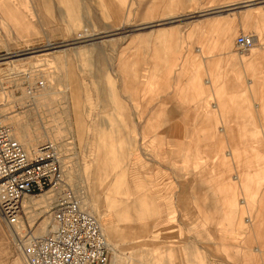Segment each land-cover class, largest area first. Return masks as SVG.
<instances>
[{
	"label": "rangeland",
	"instance_id": "obj_1",
	"mask_svg": "<svg viewBox=\"0 0 264 264\" xmlns=\"http://www.w3.org/2000/svg\"><path fill=\"white\" fill-rule=\"evenodd\" d=\"M240 33L256 35L253 50L240 54ZM263 35L264 0H0V123L27 149L57 146L64 180L88 211L99 201L103 223L123 224L117 211L131 210L138 261L264 264V243L247 237L264 205V134L254 133L264 110L237 82ZM142 195L154 212L141 213ZM46 197L25 203L35 234L46 219L51 227ZM14 238L0 221V264H23Z\"/></svg>",
	"mask_w": 264,
	"mask_h": 264
},
{
	"label": "built area",
	"instance_id": "obj_2",
	"mask_svg": "<svg viewBox=\"0 0 264 264\" xmlns=\"http://www.w3.org/2000/svg\"><path fill=\"white\" fill-rule=\"evenodd\" d=\"M256 42L251 33H240L235 39L241 52ZM44 194L53 198L51 227L43 236L33 237L34 222L26 213L24 199ZM0 221L10 233L16 231L14 241L23 264H110L100 222L64 180L57 146L50 142L27 149L15 138L13 127L2 123Z\"/></svg>",
	"mask_w": 264,
	"mask_h": 264
},
{
	"label": "crops",
	"instance_id": "obj_3",
	"mask_svg": "<svg viewBox=\"0 0 264 264\" xmlns=\"http://www.w3.org/2000/svg\"><path fill=\"white\" fill-rule=\"evenodd\" d=\"M264 37V35H263ZM218 47V46H217ZM220 49V47H218ZM221 50V49H220ZM222 51H226L227 54L230 53L229 48H224ZM199 52H201V49H199ZM261 59H264V51L257 53L253 58H251L250 60H248L244 65H243V70H241L239 72V74L237 75V82L238 83H242L241 81H243L242 79L245 77V81L246 84L243 85V87L245 85H247L249 87V89H242L241 95H243V98L247 101H251V106L253 108H261L262 110H264V86L263 89L259 90L258 86L260 85L259 83V79H261L263 76H260L259 73V69L261 72V66L258 65V63L260 64ZM240 76L242 78H240ZM193 77H199L198 74L196 73L195 75L192 76ZM209 79V80H208ZM208 79H206V83L208 85H210V87L214 86V78L211 74L208 75ZM213 89V88H212ZM211 89V90H212ZM220 91L219 94L221 93H226V89L223 88ZM243 93V94H242ZM246 93V94H245ZM214 97L217 98L218 94L217 93H213ZM217 94V95H216ZM245 94V95H244ZM262 101L263 104L260 105L258 104L257 101ZM221 101H224V99H221ZM212 107H215L216 109L220 110V111H224L227 108V105L225 104H214L212 105ZM224 132H226V134H231V131H229L228 129H224ZM168 132L170 135H172L173 133H175L176 131L174 129H171ZM254 133H262L264 134V129L259 130H255ZM229 156H232V159H234V153H228ZM105 156L107 157H114V152L110 151V149H108V147L106 148V152H105ZM225 174L229 175L231 172L236 171V174L233 175L234 178H239V169L236 168V166H232L230 164L229 160H225ZM236 169V170H235ZM262 176H264L263 174H261ZM124 181V180H123ZM225 184V183H224ZM117 186L114 188L115 190L118 189H123L124 188V183L122 182V180H120L117 184ZM227 186H232V183H227ZM194 188V187H193ZM196 189L198 188L199 190H204V189H209V190H214L213 187L209 184L205 185V186H196ZM125 190V189H124ZM264 194V193H263ZM262 194V195H263ZM140 198V206H141V213H146V212H151L153 210V204L151 203V201L149 200V198L146 195H142ZM31 199H28V201H30ZM95 212L100 214V221L102 223L103 226V230L104 233H106L105 235H107V239L110 243V249L113 251V264H118V259L119 257H121L120 252L123 254V252L125 251H130L131 255L129 258L130 263L129 264H151V260L148 261H138L134 256V243L133 242H129L132 238V236H134L135 234V229L134 227H132V225H130V223L128 221H130L131 218V210L129 209H123V210H118L117 211V219L119 221H121L123 224H110V223H103V220L106 219V211L103 210L101 204L99 203L98 200L96 199H92L90 200ZM111 204V205H110ZM109 204L110 208H115L117 203L112 202ZM156 211V209H155ZM134 212V211H132ZM154 212V210L152 211ZM157 212V211H156ZM257 214L260 215V220L258 222V224L255 227H252V231L253 233H251V235H247V237H249L253 240H255L256 242H260L261 244L264 243V205L261 204V206H259V209L256 211ZM107 220V219H106ZM147 230V225L144 224V226L140 227V231ZM129 240V241H128ZM128 241V242H127ZM155 248L153 247V249H155V251L158 253H165V249H161L160 247H158L156 245V243L154 244ZM263 245V244H262ZM119 249V250H118ZM258 251H263L261 249H257ZM116 251V252H115ZM116 253V254H115ZM157 259L155 258V261ZM165 264H205L203 263H199V262H194L192 259L186 258V257H179L178 258V262H175L173 258H166L164 259ZM137 262V263H136ZM112 264V263H111Z\"/></svg>",
	"mask_w": 264,
	"mask_h": 264
},
{
	"label": "bare ground",
	"instance_id": "obj_4",
	"mask_svg": "<svg viewBox=\"0 0 264 264\" xmlns=\"http://www.w3.org/2000/svg\"><path fill=\"white\" fill-rule=\"evenodd\" d=\"M256 36V35H255ZM256 46V45H255ZM255 46L254 47H252V49H250L249 51H251V50H253L254 48H255ZM240 54H243L242 52L240 53ZM243 59H244V57H243ZM242 60V59H241ZM68 91H69V88H68ZM18 138V137H17ZM21 143V142H20ZM22 144V143H21ZM23 145V144H22ZM24 146V145H23ZM33 148V147H32ZM29 198H31V197H29ZM29 198H26V199H24V207H25V203H26V207H29V205H31L33 202H32V200H30V201H28L27 202V200L29 199ZM52 197L50 198V197H46V198H44L42 201H41V204H45V206L46 207H48V208H52V203H53V201H52ZM35 203V202H34ZM40 203V202H39ZM83 204H84V202H83ZM84 206H85V204H84ZM29 209V208H28ZM27 210V209H26ZM48 211V210H47ZM51 211V210H50ZM90 212V211H89ZM91 214L93 213V215L98 219V214L95 212V211H92L91 210V212H90ZM99 220V219H98ZM100 222V221H99ZM100 225H101V231H102V234H103V236L105 237V239H106V241H107V243H108V245H109V248H110V244H109V241H108V239H107V235H105L106 233H104V230H103V226H102V223L100 222ZM41 229H40V233L39 234H35V232L33 233V237H41V236H43L45 233H47L48 231H49V223H48V221H47V219L41 224ZM12 230V229H11ZM13 232H14V230H12ZM18 233H20L19 232V230L17 231ZM15 233H16V231H15ZM119 250V249H118ZM116 252V251H115ZM116 254V253H115ZM115 264V263H114Z\"/></svg>",
	"mask_w": 264,
	"mask_h": 264
},
{
	"label": "water",
	"instance_id": "obj_5",
	"mask_svg": "<svg viewBox=\"0 0 264 264\" xmlns=\"http://www.w3.org/2000/svg\"><path fill=\"white\" fill-rule=\"evenodd\" d=\"M241 6V5H240Z\"/></svg>",
	"mask_w": 264,
	"mask_h": 264
}]
</instances>
